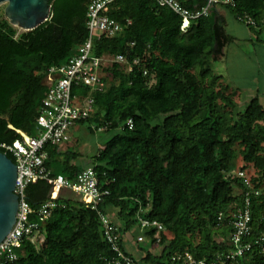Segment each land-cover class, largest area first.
<instances>
[{
  "label": "trees",
  "instance_id": "1",
  "mask_svg": "<svg viewBox=\"0 0 264 264\" xmlns=\"http://www.w3.org/2000/svg\"><path fill=\"white\" fill-rule=\"evenodd\" d=\"M90 1L52 0V19L30 32L18 34L8 20L0 23V152L14 162L2 145L21 139V133L39 135L47 72L80 56ZM183 1L189 9L204 4ZM232 1L235 7L225 8L239 22L249 16L256 21L249 26L255 34L264 29V0ZM108 15L122 31L94 36L92 49L93 56L106 60L101 69L106 89L92 93L80 86L73 95L93 98V111L82 123L92 132L119 131L92 158L91 168L110 192L101 208L116 211L122 249L126 252L124 235L142 214L162 223L165 232L160 243L156 230L145 233L163 251L146 252L141 260L129 254L140 264H171L178 253L209 261L228 253L234 248L231 215L244 205L242 172L262 194L251 198L252 231L245 242L253 249L237 262L264 264V252L255 245L264 238V106L258 96L242 104L247 94L212 74L234 39L213 14L183 31L181 17L156 0H116ZM118 55L125 63L115 61ZM46 154L47 170L56 175L74 180L84 170L72 164L79 154L60 145L47 146ZM239 159L243 165L235 171ZM27 193L30 205L39 209L50 199L51 187L30 184ZM57 203L43 243H25L12 264H109L113 252L97 214L70 197Z\"/></svg>",
  "mask_w": 264,
  "mask_h": 264
},
{
  "label": "built area",
  "instance_id": "2",
  "mask_svg": "<svg viewBox=\"0 0 264 264\" xmlns=\"http://www.w3.org/2000/svg\"><path fill=\"white\" fill-rule=\"evenodd\" d=\"M115 1L91 0L88 3V37L80 47V56L75 57L65 66L54 65L48 70L45 80L48 92L37 118L39 135L28 137L20 132L21 139L11 145H2L16 159L18 178L15 194L19 198V208L14 228L0 244V264L16 262L19 258L18 251L23 249L25 243L31 245L43 243L45 227L54 209L57 208V202L61 196L73 198L97 214L104 239L113 252L109 264H140L122 249L119 227L109 213L102 211L101 207L105 199L110 196V192L101 187L94 169H85L78 173L74 180H69L63 175L48 171L45 165L47 146H59L69 142L72 128L87 121L93 111V98L89 96L82 99L74 96L73 89L86 86L91 89L92 93H102L106 89V82L101 72L106 60L93 56V38L96 35L115 36L122 31V26L108 15ZM156 1L160 7L168 8L181 17L182 28L188 21L187 31L193 22L209 17L218 7H235L232 0H204L203 6L197 9L186 8L183 0ZM239 20L247 26H256V21L249 16L241 17ZM115 61L125 63L126 59L123 55H118ZM138 63V60L134 61V64ZM127 127L133 128V120L127 122ZM104 148V146L101 147V149ZM239 176L244 180L246 192L244 205L231 215L234 232L230 242L234 248L226 254H217L216 258L211 261L196 259L188 252L178 253L171 256V264H238V259L253 249V243L245 242L252 231L251 198L252 196L259 197L262 190L255 189L244 173L240 172ZM39 182H46L51 187V194L47 202L39 209H34L28 201L27 188L30 184ZM32 216H35L36 220L33 221ZM224 218V214H220L219 219ZM137 227L143 234L138 237L140 243L146 240L145 233L152 230H156V241L160 243L161 234L165 232L162 223L148 219L142 214L138 215ZM255 245L264 252V238L258 239Z\"/></svg>",
  "mask_w": 264,
  "mask_h": 264
},
{
  "label": "rangeland",
  "instance_id": "3",
  "mask_svg": "<svg viewBox=\"0 0 264 264\" xmlns=\"http://www.w3.org/2000/svg\"><path fill=\"white\" fill-rule=\"evenodd\" d=\"M7 7V3H1L0 5V23L3 20H7L5 17V9ZM229 17H231L233 20L235 19L237 22H234L233 24H230V28L235 27L238 30L247 29L249 26H247L244 23L239 22L235 15L228 9H226ZM234 20V21H235ZM229 21L231 19L229 18ZM18 34L23 33L24 31L21 29H18ZM257 33V32H256ZM257 37L261 38L262 41H264V31L259 32L255 35V32L253 33V39L252 41L250 39L245 41H238L235 46V53H232V55H229L228 62L225 59H222L216 63H214L213 67V75H221L224 76L223 81L231 85V87L237 88L235 84L237 82L241 81L242 87H247L250 83V80L253 76V73H256L259 69L257 66V59L254 55V46L253 44L256 42ZM231 77H229V76ZM263 71L259 70V76L261 85L264 84V76ZM235 83H233L232 82ZM239 89V88H238ZM242 90V89H240ZM251 92L253 89H249ZM243 91V90H242ZM244 94L246 92L243 91ZM247 97V98H246ZM250 95H244L241 98V103L245 105L246 102L250 100ZM262 100V104L264 106V96H261L260 98ZM239 101V99H237ZM75 128L72 130L70 134V141L67 143H63L60 145V148L63 150H70L71 152L78 153L79 158L75 160L76 163L82 164L83 166H87V163L90 161L92 162V158L96 156L100 150L101 146H104L110 139H112L114 136L119 135V131H95L92 132L89 129V124H78L74 126ZM241 159L237 160L235 162V171H239L240 167L242 166ZM116 211H113V209L110 210V216L112 217L114 223L119 226L121 223L115 216ZM140 233V230L138 227H134L132 230L127 232L124 235V241L127 244V248L130 251L131 254H133V257L135 259L141 260V257H143L146 252H152L155 255H161L163 251V246L157 244L153 246L150 241L147 239L140 243L136 239Z\"/></svg>",
  "mask_w": 264,
  "mask_h": 264
},
{
  "label": "water",
  "instance_id": "4",
  "mask_svg": "<svg viewBox=\"0 0 264 264\" xmlns=\"http://www.w3.org/2000/svg\"><path fill=\"white\" fill-rule=\"evenodd\" d=\"M52 0H0L7 3L5 14L24 29L39 27L53 9ZM18 169L6 153L0 152V244L14 228L19 208L15 194Z\"/></svg>",
  "mask_w": 264,
  "mask_h": 264
},
{
  "label": "crops",
  "instance_id": "5",
  "mask_svg": "<svg viewBox=\"0 0 264 264\" xmlns=\"http://www.w3.org/2000/svg\"><path fill=\"white\" fill-rule=\"evenodd\" d=\"M213 15L215 17V20L224 26V29L227 32V34L230 35L234 39V41L232 43L227 44L226 47L224 48L225 57L223 59H225L228 62V59H229L228 56L232 55V53H235L234 52L235 48H237V47H232V46H235L238 41H245L248 39H250L252 41L254 32L249 27L247 29H243V30H238L235 27L230 28V24L231 23L233 24L234 22H237V21L235 19H234L235 20L234 21L231 17H229V15L226 11V8H224V7L216 8L213 12ZM229 18L231 19V21H229ZM263 31H264V29L261 32H263ZM254 40H256V42L253 44L254 55H255V58L257 59L256 63H257L258 69L260 71L262 69L263 74H264V41H262L261 38H259V37H257V39H254ZM237 49H239V48H237ZM259 70L256 73H253V76L250 80V83L247 84L248 85L247 87H242L243 85H241V81L237 82L236 84L233 82V80H232V82L236 86L238 85L237 88L242 89L244 92H246L247 95L249 94L251 98L255 97V96H258L259 98H261V96H264V84L261 85V81H260L261 77L259 76ZM249 89H253L252 92ZM261 103H262V100H261ZM74 128H72V130ZM72 130H71V132H72ZM71 132H70V134H71ZM101 147H100V149H101ZM72 164H74L76 166H80L84 170L92 167V162H90V161L87 163V166H85V165L83 166L82 164H78L75 161H73ZM141 235H143V234L140 231L138 237ZM138 237L136 239L137 241H138ZM126 245L127 244L123 240V246H124L126 252L133 256V254L130 253V251L128 250ZM145 256H146V254L143 257H141V259H143Z\"/></svg>",
  "mask_w": 264,
  "mask_h": 264
},
{
  "label": "bare ground",
  "instance_id": "6",
  "mask_svg": "<svg viewBox=\"0 0 264 264\" xmlns=\"http://www.w3.org/2000/svg\"><path fill=\"white\" fill-rule=\"evenodd\" d=\"M1 5V4H0ZM52 16H53V13H52V10H51V13H50V16L39 26V27H41L44 23H46V22H48L49 20H51L52 19ZM5 17H6V19L8 20V22L13 26V27H15V28H18V29H21V30H23L24 32H30V31H33V30H36L37 28H39V27H37V28H35V29H24V28H22V27H20L19 25H16V24H13V23H11V21H10V19L7 17V15L5 14ZM189 27V23H188V21L187 22H185L184 23V26H183V28H182V30L183 31H187V28Z\"/></svg>",
  "mask_w": 264,
  "mask_h": 264
}]
</instances>
